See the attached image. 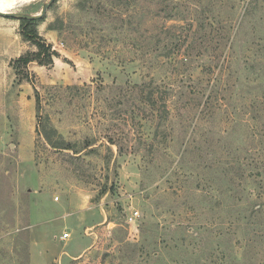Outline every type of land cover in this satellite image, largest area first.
<instances>
[{
    "label": "rangeland",
    "instance_id": "1",
    "mask_svg": "<svg viewBox=\"0 0 264 264\" xmlns=\"http://www.w3.org/2000/svg\"><path fill=\"white\" fill-rule=\"evenodd\" d=\"M35 26L57 54L19 72L38 48L0 15V264H264V0H54Z\"/></svg>",
    "mask_w": 264,
    "mask_h": 264
},
{
    "label": "trees",
    "instance_id": "2",
    "mask_svg": "<svg viewBox=\"0 0 264 264\" xmlns=\"http://www.w3.org/2000/svg\"><path fill=\"white\" fill-rule=\"evenodd\" d=\"M22 22L24 27L23 35L27 40L32 41L37 45L38 50L33 52H27L24 55H21L15 60V67L17 70L22 71L24 67H27L28 64L32 61H38L40 64H50L53 62L54 55L57 54L56 51L52 50V45L47 44L40 36L36 30L35 22L37 19H19ZM27 77V75H25ZM28 78V77H27ZM29 79V78H28ZM67 144V148H70L71 145ZM55 146H58L54 144ZM61 147V146H60Z\"/></svg>",
    "mask_w": 264,
    "mask_h": 264
},
{
    "label": "water",
    "instance_id": "3",
    "mask_svg": "<svg viewBox=\"0 0 264 264\" xmlns=\"http://www.w3.org/2000/svg\"><path fill=\"white\" fill-rule=\"evenodd\" d=\"M54 2V0H49L46 2L42 8V11L36 14H29V13H22V12H16V11H7V12H0V15H4L7 17H14L17 19H39L45 16L47 13L48 9L51 7V4Z\"/></svg>",
    "mask_w": 264,
    "mask_h": 264
},
{
    "label": "built area",
    "instance_id": "4",
    "mask_svg": "<svg viewBox=\"0 0 264 264\" xmlns=\"http://www.w3.org/2000/svg\"><path fill=\"white\" fill-rule=\"evenodd\" d=\"M139 216H140V213H139L138 210L132 211L131 214H130V216L128 217V218H129L128 220H129L130 222H133V221H135ZM68 236H69V233H68V232H65V233L63 234V238H66V237H68Z\"/></svg>",
    "mask_w": 264,
    "mask_h": 264
},
{
    "label": "bare ground",
    "instance_id": "5",
    "mask_svg": "<svg viewBox=\"0 0 264 264\" xmlns=\"http://www.w3.org/2000/svg\"><path fill=\"white\" fill-rule=\"evenodd\" d=\"M3 11V10H2ZM1 12V11H0ZM3 12H7V11H3Z\"/></svg>",
    "mask_w": 264,
    "mask_h": 264
}]
</instances>
